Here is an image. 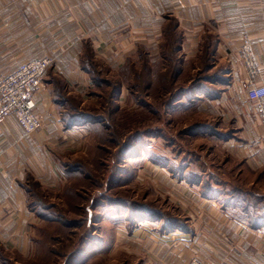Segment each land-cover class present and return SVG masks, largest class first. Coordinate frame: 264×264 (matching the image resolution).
<instances>
[{"label": "crops", "instance_id": "1", "mask_svg": "<svg viewBox=\"0 0 264 264\" xmlns=\"http://www.w3.org/2000/svg\"><path fill=\"white\" fill-rule=\"evenodd\" d=\"M170 19L177 24V54L183 60L196 58L210 40L212 66L222 68L223 81L214 84L217 97L206 93L189 109L203 111L217 130L229 132L224 140L209 138L241 162L239 170L256 176L250 181L264 194V123L255 101L246 96L239 57L242 37L248 35L259 64L256 83L264 84V0H0V72L10 73L32 59H53L35 95L40 128L27 134L13 115L0 124V264L6 257L16 264L34 255L42 220L29 206V178L57 193L65 179L62 162L85 153L91 142L85 126L64 127L50 74L60 77L66 93L78 96L83 107L94 100L92 81L81 66L87 46L109 73L131 57L164 58ZM125 91L121 85L119 96ZM179 178L201 205L213 204L217 215H179L188 228L164 230L159 220L129 229L124 218L127 256L141 264H187L194 255L206 264H264V226L252 227L231 215L223 206L225 191L203 196L195 191V181L182 173Z\"/></svg>", "mask_w": 264, "mask_h": 264}, {"label": "rangeland", "instance_id": "2", "mask_svg": "<svg viewBox=\"0 0 264 264\" xmlns=\"http://www.w3.org/2000/svg\"><path fill=\"white\" fill-rule=\"evenodd\" d=\"M208 43L209 40L202 45L201 50L203 53H208ZM176 57L177 59L173 58L170 62L171 64L168 63L165 67L169 68L173 64L175 67L179 66L183 76L173 79L172 82L169 77L170 85L164 81V84H161L162 82L159 83L161 85L156 86L152 92L147 94L150 95L149 97H146L145 93L147 101L149 100L153 103L157 109L163 105L162 100L172 94L174 85H178V82L181 81L185 83L184 86H187L190 79L193 81L196 75L205 73L203 70L201 73L199 72L203 68V63L199 62L200 60L198 61V59L194 58L183 60L182 56L179 55ZM206 58H208V54ZM206 62L210 65V58ZM212 65L208 69L209 71H213L214 67ZM103 70L105 71V69ZM117 72H108L107 76L116 80ZM131 81L133 82L132 79ZM114 88L112 85L102 86L100 90L102 98L94 95V100L86 101L83 106V108L89 107L88 109L90 111L93 110L94 113L109 115L111 119L112 126L107 130L108 134L101 143L100 151L96 155L97 142L91 134V142L87 145L85 153L73 156V160L79 159L82 161L83 159L86 164L90 165H85L88 168V172L99 179L102 186L90 185L91 183L88 181L80 184L79 191L81 196L76 207L72 203L67 205L59 194L42 188L44 192L40 191L43 193V197L55 203L59 211L68 215L69 218L78 219L85 216L84 204L88 203L89 197L93 196L92 194L99 191L119 200L136 201V204L149 202L153 204L152 206L171 215H217V212L211 209L213 204L201 205L202 202H199L197 196L180 186L179 176L180 173L185 171L198 174L202 182L209 181L213 188L219 189L221 192L231 188L233 185H240L251 189L255 193H260L261 188L250 181L256 176L248 172L243 173L239 170L241 166L239 160L232 161L234 158L230 159L226 156L227 154H223L221 148L213 145L217 142L210 139L212 134H208V127L205 130H201L203 132L198 131L197 134H192L188 131L191 128L190 125L195 123H216L214 119L212 120L210 117L205 116L203 111L197 108H187L181 110V113L169 111L159 115L157 110L153 111L151 107L141 104L142 101H145L140 98L142 95L137 91H130L127 87L126 91L119 96L118 106L116 107L115 103L112 102L113 93L115 92ZM130 89L132 90V86ZM193 95L202 99L201 95L198 97L194 92L187 94V97ZM147 101L145 102L147 103ZM219 126L221 125L219 124ZM147 130H149V134H147L149 139L140 138V141L136 144L139 146L136 150V155L128 160L124 157L119 159L123 145L132 144L129 142V135L135 131ZM96 158H98V161H95ZM118 165L122 169L129 171L130 176H120V179H123L120 183L123 182L124 184L112 187L110 177L117 170ZM124 179L127 180L125 181ZM193 185L195 191L202 195V184ZM113 208L115 207L108 206L93 209L96 213V218L92 221L94 226L90 229V233L93 241L99 246L96 248L97 250L88 252L84 262L81 264L142 263L132 258V256H127V248L124 243L126 235L125 231L122 230L126 217L122 213L120 214V211L117 210L116 212ZM130 226L132 227V225ZM130 226L129 229H131ZM52 229L53 227L50 228V230ZM86 230L87 227L84 231V226H72L69 232L70 246L72 239H75L80 231L85 233ZM116 234L117 237L115 238ZM116 246L117 248L114 249ZM59 258L61 257L53 256L49 264H62ZM40 262L44 264L43 260ZM29 263V259H23L16 264Z\"/></svg>", "mask_w": 264, "mask_h": 264}, {"label": "trees", "instance_id": "3", "mask_svg": "<svg viewBox=\"0 0 264 264\" xmlns=\"http://www.w3.org/2000/svg\"><path fill=\"white\" fill-rule=\"evenodd\" d=\"M176 25L175 19H170L168 26L165 29L167 40L163 43V48L165 50L164 58L149 60L148 58L141 59L140 57L135 59L131 57L118 69L116 80L107 76L108 69L93 58V52L89 46H87L81 58V66L83 70L89 74L92 81L93 88L90 90V94L102 98L100 91L102 86L112 85L116 88H114L115 92L113 93L114 98L112 99V102L115 103L117 107L118 98L121 93V85L129 88L130 91H137L142 95L140 98L147 101L146 97L150 96L147 94L152 92L156 86L164 84L163 81L170 85L169 77L172 82L173 79L183 76L181 67H175L174 64L170 65L169 68L165 67V65L170 63L173 58L177 59L176 56H178L177 51L179 49V41L176 37ZM208 45L209 50L205 49L208 53H199V55L194 58L203 63V68L199 72L201 73L203 70L205 73L196 75L193 81L190 79L187 86H184L185 83H182L181 81L178 82V85H174V88H172L173 92L170 91L172 94L162 100L163 105L158 109L149 100L147 103L142 101L141 104L151 107L153 111L157 110V114L161 115L164 112L169 111L172 113H181V110L190 108L191 105L197 102L198 98L195 97L196 99H194L192 97H187V94L191 93V88L195 90V94L204 96V94L207 93L211 97H217L219 90L215 89L214 84H216L217 81L219 83L223 81L222 73H220L222 68L217 67L213 69V71L208 70L211 68L210 66L212 62H210L209 65L206 61L209 60V58L211 60L209 52L213 50V45L210 40ZM207 54L208 58H206ZM103 69H105V71ZM138 69H140V71H138ZM49 80L52 84L53 99L56 104L62 107L61 121L63 122L64 127L85 126L90 130L97 142V155L98 151L101 149L103 139H105L108 134L107 130L112 126L109 115L106 116L94 113L93 110L90 111L88 109L89 107H80L79 97L66 93L60 77L50 74ZM131 86L132 90L130 89ZM152 95H154V93H152ZM195 105L196 104L193 106ZM190 126L191 128H189L188 131L192 134H197L198 131L200 132L208 127V133L216 135L220 140H224L225 137L229 136V132L227 133L225 131L217 130L216 125L213 122H204L202 124L195 123ZM148 132L149 130L140 132L135 131L131 133L129 135V142L132 144L123 145V150L119 154V159L124 157L128 160L130 157L136 155V150L139 148V146L136 145L137 142L140 141V138L149 139L147 136V134H149ZM97 159L98 158H96L95 161H98ZM85 165L88 164H86L83 159L82 161L79 159H71L62 162V170L65 179L62 189L58 191L57 194H59L67 205H71L72 203L75 207L77 206V202L81 196L79 186L80 184L85 183V181L91 183L90 185L102 186L101 181L88 172V168ZM182 174L185 175L188 180L195 181L197 184L201 181L198 174H194L190 171L183 172ZM120 176H130V174L129 171L122 169L118 165L117 170L114 171L110 177L112 187L124 184L123 182L120 183V181L123 180L122 178L120 179ZM124 180L126 181L127 179ZM202 183L201 191L203 196L221 194V191L213 188L209 181L206 180ZM42 188L43 187L39 181L32 176L29 178V185L27 186V190L31 194L29 206L36 209L39 218L42 220V225L39 227V236L35 238L34 255L32 259L29 260V264H42L40 262L42 260L44 264H49L50 260L55 255L61 257L59 259H61L62 264H81L84 262V258L88 255V252L97 250L96 248L98 244L93 241V237L90 233V229L94 226L92 225V221L96 218L94 210L97 208L108 206L115 207L120 211V214L122 213L125 215L129 222V226H134L138 222L145 220H159L161 222L162 230L175 229L176 227L188 228L184 217L168 214L165 211L152 206L153 204L149 202L136 204V201L131 202L119 200L118 198H114L99 191L92 194L93 196L89 197L88 203L84 204L85 207H83V209L85 216L78 219L69 218L68 215L59 211V208L56 207L55 203L43 197V193L40 191H43ZM225 192L227 193V197L225 198V204L223 206L225 209L229 210L228 212L231 215H235L239 220L246 222L252 227L259 228L264 226V194L255 193L251 189L240 185H233L231 188L225 189ZM95 195H97V198ZM72 226H84V231L86 227L87 230L85 233L84 231H80L77 237L72 239L71 247L69 243V232ZM51 227H53L52 230H50ZM3 259L6 261L5 264H15L8 257Z\"/></svg>", "mask_w": 264, "mask_h": 264}, {"label": "built area", "instance_id": "4", "mask_svg": "<svg viewBox=\"0 0 264 264\" xmlns=\"http://www.w3.org/2000/svg\"><path fill=\"white\" fill-rule=\"evenodd\" d=\"M253 41L242 37L239 57L245 70L246 96L255 101L256 109L264 123V84H257L259 64L252 51ZM53 64L50 57L32 59L21 63L10 73L0 72V124L13 115L30 134L41 126V116L36 112L35 95L40 90L47 69ZM187 264H206L199 256L189 258Z\"/></svg>", "mask_w": 264, "mask_h": 264}, {"label": "bare ground", "instance_id": "5", "mask_svg": "<svg viewBox=\"0 0 264 264\" xmlns=\"http://www.w3.org/2000/svg\"><path fill=\"white\" fill-rule=\"evenodd\" d=\"M179 231V230H178ZM178 233V232H177Z\"/></svg>", "mask_w": 264, "mask_h": 264}]
</instances>
